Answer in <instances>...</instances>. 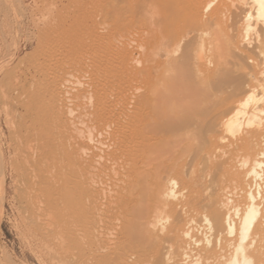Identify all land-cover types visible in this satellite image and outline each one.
I'll return each mask as SVG.
<instances>
[{"label":"bare ground","instance_id":"bare-ground-1","mask_svg":"<svg viewBox=\"0 0 264 264\" xmlns=\"http://www.w3.org/2000/svg\"><path fill=\"white\" fill-rule=\"evenodd\" d=\"M112 2L106 17L113 50L104 59L97 56L83 71L88 79L66 90L63 99L52 95L72 115L51 126L41 96L27 109L37 126L19 135L16 164L24 180L27 222L63 240L67 264H264V95L255 93L264 90V0H253L254 12L246 2L237 6L243 13L236 33L242 45H234L243 60L234 67L241 77L232 71L229 78L228 72L230 85L224 78L233 58L228 59L230 70L224 68L227 61L211 67L202 31L213 25L211 31L224 37V17L235 14L229 0L215 6V0ZM205 10H210L208 19L202 16ZM137 18L141 31L135 27ZM142 32L139 43L135 36ZM135 39L139 44L134 48ZM223 47L215 49L222 54ZM111 63L128 69L143 88L127 95L132 101L125 102L121 93L117 97L123 104L133 102L129 110L123 106V111L121 100L115 102H121L122 110L107 103L118 94L119 75L100 93L98 73ZM182 84L191 98L186 96L187 105L182 101L185 113L179 115L181 101H175L181 106L177 110L178 104L165 100L181 92ZM167 87L177 93L165 95ZM208 91L221 94L223 103L232 99L226 109L233 111L220 122L231 138L218 131L219 112L210 119ZM198 94H205L198 96L201 102ZM181 115L187 120V127L180 123L184 129L175 123ZM222 140L226 149L219 154Z\"/></svg>","mask_w":264,"mask_h":264},{"label":"rangeland","instance_id":"rangeland-1","mask_svg":"<svg viewBox=\"0 0 264 264\" xmlns=\"http://www.w3.org/2000/svg\"><path fill=\"white\" fill-rule=\"evenodd\" d=\"M218 1L220 0H215L216 3L213 6L217 5ZM242 1L243 3L246 2L245 5H248L247 9L252 8V12H254V5L252 4L253 0H229L230 4L228 5V8L234 9L233 11H231H235V16L233 15V13H230V10L229 12L227 11V14H230H228V17L227 15L224 17V26L226 28H224L226 34H224L225 32L223 31L224 37L221 38L217 36L216 31L212 32V27H214L213 25H209V28H206L205 26V28L202 30L205 32L204 40L206 43V46H204V56L207 55L206 58H208V60L210 61L209 64L211 67L217 65H214L213 62H219L220 65H223V62L226 61L227 63L224 64L226 66H230L231 64L229 63V60L231 61L233 58V60L231 61V63H233L231 65L233 68H231V66L229 68L226 66L224 67L227 70H230V68L232 69L230 71L226 70L227 76L225 75L226 78L224 79H227L228 72L230 73L234 71V67L236 68L243 60L242 59L241 61H239V56L241 54L235 48V45L238 42L239 44L242 42L240 40V37L236 36L239 34L237 30L239 29V24L243 16V13L239 11L240 8L237 6H240V4H242ZM109 5L113 6L112 0H0V264H67L63 256V240H56V237H58V235H56L55 233L50 234L49 236H47L48 234L45 235L43 232L40 233L41 231L37 229L36 224L34 226V223L31 222V219L30 222H27L30 218H28L29 213L25 211L24 202L21 200V191L24 187V180L22 179L23 175L19 172L16 166L19 156V144L17 143L19 135L25 134L27 128H33L37 126V122L31 119V115L27 113V109L32 106L35 103L36 99L40 98V96L44 101V108H46L47 111L46 121L51 126L58 125L61 117H70L72 115V112L68 115L70 111L69 106L66 105L64 107L62 104V100L60 101L59 98H61L62 96L64 97V95L66 94L64 92H66V90H70L73 87L76 88V86L79 85L77 83L79 80L85 81L86 79H88V76H83V71L91 66L93 60L97 56H101L102 59H104L106 55L113 50V42L111 36L112 28L108 23V21L110 20H107L106 17L108 16L109 12L108 7H111ZM209 11L210 10L204 11V14L202 15L204 16V19H208L207 17L209 15ZM138 18L136 20L135 27H137V29L141 31L143 30L144 26H141V24L143 25V23L139 21L143 17L141 16L139 18L140 20ZM231 19H233V21ZM105 20L107 22H105ZM214 30L216 29L214 28ZM232 33L233 38H231ZM191 34L186 37V40H188L189 37H193V34ZM207 34L208 36H206ZM213 34H215L216 37L221 38V41H219V38H216ZM137 35H139V37ZM137 35L135 36V38H137V42L139 41L140 43L142 41L141 39H143L144 37L143 32L137 33ZM226 35L229 37H226ZM251 35L252 34H250V38L255 44V34L253 33V35ZM216 39L217 41H215ZM208 40L209 43H207ZM210 41L213 43L210 44ZM137 42L135 45H133L134 48L139 44ZM220 42L223 43L221 44ZM226 42L229 43L230 47L233 45V50L231 49L232 47L230 48L228 46V43ZM215 43L216 46L214 45ZM221 45H224L225 48L228 46L229 48L227 47L226 49H224V47ZM217 46L218 48L223 47V50L221 49L223 52L222 54L220 49H215L217 48ZM227 49L228 51L231 50L230 53L227 51ZM85 51H87V53H84ZM235 52L237 54H234ZM135 54H137V52ZM177 55L179 54H176L174 56ZM232 55L235 56L231 57ZM221 56L224 57L222 58ZM229 56L230 58H228ZM219 57H221L220 60ZM220 61H222V63ZM111 62L113 63V61ZM112 63L100 69L97 77V83H99L100 93L103 94V92L111 88V79H113L115 75L120 76L121 79H119L121 80V83H116L114 85L118 89V94H116V96L111 99L112 101L110 100L107 102H112L116 104L115 106H117L118 102L115 101H120L121 98H123L124 100H126L125 102H127L131 100L130 97H127V95L131 96L136 92L138 93L139 91H141L140 89L143 88L139 89V85L131 80L132 76H130L128 69L122 68L120 63H118L119 65H113ZM237 70L239 71V69H235L234 71L236 72L235 77L240 76L237 75ZM223 73L225 74L226 72ZM230 74L229 78H232L231 76H233V74ZM234 78L230 80H234ZM214 80L215 78L211 83L214 84ZM228 80L229 79H227V82L229 84ZM216 81H218L217 78ZM224 81L223 82L226 83V80ZM224 83L222 84V86L224 85ZM179 85L180 84L176 86L177 88L175 87V90L177 89L179 91ZM215 85L216 83L214 84V86ZM181 86L184 85L182 84ZM181 86V92L175 95L171 93L172 97L168 95V91H172L174 93L177 92L167 87L168 90H165L167 92H164L165 95H168L169 97L166 96L165 100L163 93L164 100L167 101V99L169 98L170 101L172 100L171 102L176 106L178 104H176V102L181 101V104L182 101L185 100V105H187L189 103H187V101L191 98L189 97L190 95H188L189 90L187 91L186 86L181 89ZM214 86L210 88L214 89ZM220 87L216 86L217 89L215 90H217V93H220V91L218 92V89L220 90ZM225 88H227L226 90H229V87L226 86ZM213 89H211V91ZM183 90H185V92ZM60 91H62L63 94L60 93ZM121 91H123L125 94ZM186 91L188 92V94ZM210 92L208 91L207 93ZM214 92L216 93V91H213V94ZM120 93L125 97L121 96V98L118 99L117 97H120ZM217 93L214 94L215 96L210 93V95H212V99L210 98V101L208 100L209 102L207 101L206 97V100L204 99L206 101L205 104L210 107V113L212 111L210 115V119L212 120L214 119L213 116H215L218 112V115L222 113V110L225 112L228 109L227 106L231 104L230 101L232 100L229 99L224 101L223 103L221 100H219V95L221 94L217 96ZM255 93L261 96L264 95V90L262 88H256ZM53 94H56V96H58L59 98L54 99L56 96L54 95L53 97ZM201 95L204 96L205 94H198L196 98L198 96L200 97ZM173 96H175L176 98H174ZM186 96L188 97V100H186ZM63 97L61 99H63ZM101 97L103 99V96ZM198 98L197 101H199L202 97H200L199 99ZM131 101L130 103L128 102L129 104L125 103L126 105L123 104V101L122 108L124 106L129 110V108L132 107L133 103ZM121 102H119L120 106ZM174 104L170 107H174ZM180 104H178L179 106L177 107V110L178 108L181 110ZM183 104L184 102L181 104L182 107H186ZM260 105L262 106V104ZM120 106L118 105L119 108H121ZM184 107L181 110L182 112L178 111L179 115L180 113H185L183 112ZM61 108H67L68 112L64 110V114L63 109L61 110ZM125 108H123V111H126ZM223 108L227 109L224 110ZM71 110L74 109L71 108ZM232 111L233 110L227 113L225 112L226 114L223 112V115L221 114L215 117V119L218 117L216 120L217 122L219 121L218 124H220L219 127H221L218 128V131L222 134L225 133L224 136L227 135L226 137L229 136V138H231V135L226 131L224 125L220 122L224 121V119H226ZM73 112L76 113V110H74ZM61 114L63 115L61 116ZM187 114L185 115V117H187L186 119H188ZM179 117H181L178 118L179 122H177L176 120L175 123H179L180 125V123L184 124L187 122L186 119L182 120L184 115H181ZM190 122L193 123L192 121ZM83 125L85 126L84 123L79 124L80 127H84ZM184 125L186 126V124ZM184 125H182L181 128L184 129ZM71 126L74 127L76 125L72 124ZM248 128L244 127V129L247 130ZM252 128L253 126H251V128L249 129ZM72 129L73 128L68 130L71 131ZM71 132L73 133L75 131ZM220 143L222 148L218 153L222 154L224 149H226L224 145L227 143V141L223 142L222 140ZM206 181L210 182L208 178ZM33 227L36 229H34ZM35 231L36 234L34 233ZM58 239L60 238L58 237ZM60 241L61 245L59 244Z\"/></svg>","mask_w":264,"mask_h":264}]
</instances>
